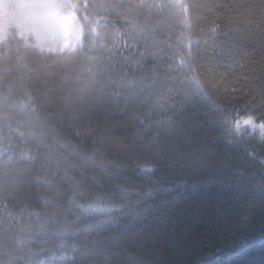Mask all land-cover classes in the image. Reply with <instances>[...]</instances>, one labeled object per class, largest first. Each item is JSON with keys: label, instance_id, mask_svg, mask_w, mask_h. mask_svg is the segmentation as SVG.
Returning <instances> with one entry per match:
<instances>
[{"label": "trees", "instance_id": "trees-1", "mask_svg": "<svg viewBox=\"0 0 264 264\" xmlns=\"http://www.w3.org/2000/svg\"><path fill=\"white\" fill-rule=\"evenodd\" d=\"M140 2L62 0L59 9L68 13L73 38L62 49L42 52L32 37L0 42L6 44L0 51V184L31 194L0 200V219L7 218V205L14 235L41 254L37 260L44 259L43 252L60 243L62 216L75 219L62 198L61 145L84 131L80 117L91 109L113 103L127 110L147 100L149 107L129 115L139 129L137 138L149 122L167 116L183 135L175 141L179 152L137 151L138 165L127 168L123 179L140 190L151 187L153 194L138 216L121 217L120 223L156 237L164 264H264V141L257 133L233 135L228 114L207 95L211 65L201 60L193 72L186 71L184 53L207 36L214 20L211 5L220 0H145L137 7ZM72 8L78 16L70 15ZM64 84L73 95L81 94L83 107L65 111ZM173 88L188 95L181 94L166 115L150 113L152 99ZM38 121L45 134L39 146L49 149L43 156L36 151ZM67 239L91 242L96 236ZM66 251L71 253L70 246Z\"/></svg>", "mask_w": 264, "mask_h": 264}, {"label": "snow or ice", "instance_id": "snow-or-ice-1", "mask_svg": "<svg viewBox=\"0 0 264 264\" xmlns=\"http://www.w3.org/2000/svg\"><path fill=\"white\" fill-rule=\"evenodd\" d=\"M23 3L27 8L23 18H9L0 29L3 40L7 42L19 36L44 42V35L60 17L62 0H23ZM144 3L145 0H141L137 7ZM156 7L164 5L156 4ZM211 7L215 11L211 13L214 20L209 33L184 53L189 61L186 71L193 72L201 60L211 65L208 69L210 79L205 82L207 95L217 100L218 107L228 114L233 135L243 138L258 132L264 141V0L242 4L220 0ZM78 14L72 8L70 15ZM5 46L0 45V51ZM40 49L44 51L42 44ZM48 51L53 49L48 48ZM195 84L197 88L202 87L199 80H195ZM61 90L68 93L61 98L65 111H73L75 106L83 107L80 93L73 95L67 84ZM169 91L170 95L161 92L158 98L152 99L150 113L166 115L181 94L188 95L175 88ZM124 107L107 103L91 109L87 117H80L85 124L84 131L76 132L74 141L61 145L63 151L59 153L57 164L66 167L63 177L66 188L62 198L75 219L69 221L67 213L62 216L63 226L57 230L60 243L43 252L44 259L37 260L41 254L33 252L25 240L14 235V217L4 205L7 218L0 219V264H164L163 250L156 237L120 223L121 217L138 216L144 210L145 201L153 194L151 187L140 190L123 177L127 168L138 165L136 153L140 149L155 155L179 152L175 141L183 135V130L167 116L166 121L149 122L143 138H137L135 133L139 129L129 121V115L149 107V101H142L127 110ZM58 123L64 126L62 119ZM36 126L41 131L36 137V151L43 156L49 149L47 145L43 149L39 146L45 134L39 121ZM169 140L171 146L167 143ZM144 171L151 172L152 169ZM149 178L154 179L153 176ZM19 196L31 198L26 189L21 191L7 183L0 184V200L16 201ZM40 228L43 230L46 225L42 224ZM19 230L23 231L22 228ZM81 234H93L96 239L91 242L73 239L69 244L67 238ZM90 243L92 248H89ZM69 246L71 253L66 251Z\"/></svg>", "mask_w": 264, "mask_h": 264}, {"label": "rangeland", "instance_id": "rangeland-1", "mask_svg": "<svg viewBox=\"0 0 264 264\" xmlns=\"http://www.w3.org/2000/svg\"><path fill=\"white\" fill-rule=\"evenodd\" d=\"M174 1L180 3L181 0ZM26 11L27 8L23 3V0H0V29L3 28L4 24L9 18H23ZM59 12L60 17L57 19V22L44 35V42L37 41L34 37H32L34 41L37 42L39 48L42 44L43 48L46 50H48V48L62 49L65 46H68L70 42H72L73 38L66 23L69 21V18H67L68 13H66L65 11H60V9ZM2 41H4L3 33L2 31H0V42ZM257 134L259 133L257 132Z\"/></svg>", "mask_w": 264, "mask_h": 264}]
</instances>
